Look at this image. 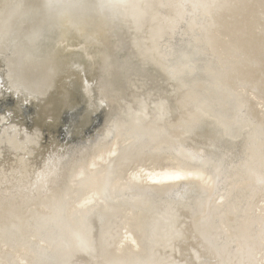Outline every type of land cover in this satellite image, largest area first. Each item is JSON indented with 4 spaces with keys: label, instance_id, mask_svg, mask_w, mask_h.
Here are the masks:
<instances>
[{
    "label": "bare ground",
    "instance_id": "6f19581e",
    "mask_svg": "<svg viewBox=\"0 0 264 264\" xmlns=\"http://www.w3.org/2000/svg\"><path fill=\"white\" fill-rule=\"evenodd\" d=\"M0 264H264V0H0Z\"/></svg>",
    "mask_w": 264,
    "mask_h": 264
}]
</instances>
